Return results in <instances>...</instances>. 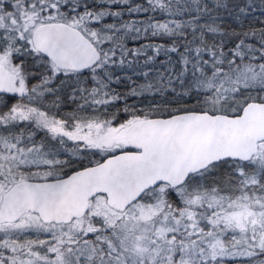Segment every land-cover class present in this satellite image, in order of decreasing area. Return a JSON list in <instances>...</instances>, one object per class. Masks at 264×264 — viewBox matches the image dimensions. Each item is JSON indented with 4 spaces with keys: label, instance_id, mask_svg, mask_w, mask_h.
<instances>
[{
    "label": "snow or ice",
    "instance_id": "obj_1",
    "mask_svg": "<svg viewBox=\"0 0 264 264\" xmlns=\"http://www.w3.org/2000/svg\"><path fill=\"white\" fill-rule=\"evenodd\" d=\"M0 264H264V0H0Z\"/></svg>",
    "mask_w": 264,
    "mask_h": 264
}]
</instances>
